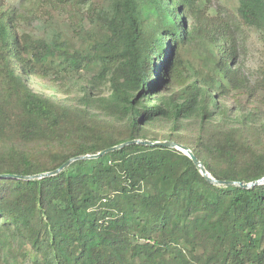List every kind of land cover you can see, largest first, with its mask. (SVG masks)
Segmentation results:
<instances>
[{"label":"trees","instance_id":"16d2710c","mask_svg":"<svg viewBox=\"0 0 264 264\" xmlns=\"http://www.w3.org/2000/svg\"><path fill=\"white\" fill-rule=\"evenodd\" d=\"M46 1L89 4L94 33L75 50L58 38L24 43L15 10L0 15V73L10 83L0 89V134L15 131L20 145L0 144V176L53 172L129 141H159L149 136L159 125L214 179L264 178V108L233 63L232 22L216 26L208 14L215 0ZM237 15L264 30V0H238ZM201 45L208 74L189 71L180 55ZM29 75L60 76L75 96L38 94ZM243 89L256 106L224 95ZM42 141L44 161L32 148ZM0 238L4 247L28 246L30 264H264V183L214 185L184 153L133 144L57 176L0 178Z\"/></svg>","mask_w":264,"mask_h":264},{"label":"rangeland","instance_id":"374dc122","mask_svg":"<svg viewBox=\"0 0 264 264\" xmlns=\"http://www.w3.org/2000/svg\"><path fill=\"white\" fill-rule=\"evenodd\" d=\"M90 1H92V7L102 3V0ZM87 8H90L89 4L84 5L82 3L58 6L52 5V3L46 0H0V15L4 13L5 15L2 14V16L7 18L10 14H13L11 11L15 10L16 15L14 17L13 30L17 32L21 42L58 38V40H63L70 50L85 46L87 43L86 33L93 32L95 23L93 22V15L88 13ZM237 8L238 0H215L212 7L209 8L208 14L214 19L216 26L223 27L227 20L232 22V30L238 51L237 62L233 63L240 69V80L245 82V84H249L250 90L258 88L256 91L259 96V105L257 104V106L264 108V30L246 26L239 22ZM205 48V45H201L198 49H195L194 46H187L180 50V55L189 71L205 70L206 74L211 71L210 65L203 60ZM12 60H16V58L14 57ZM86 76L87 74L85 77L84 75L81 77L86 78ZM57 78V80H52L51 78L29 75L25 79L30 88L38 94L53 95L55 101L58 102H62L68 97L72 99L75 95L72 94L71 88L64 84L74 83H64L60 81V76ZM183 81H185V78L180 80L181 83ZM4 84L10 83L0 73V89ZM247 91L246 89L240 91L231 90L225 92L224 95H228L233 102H238L242 106H256V103L249 104L247 101ZM122 127L121 124L117 125L115 132L118 135L123 132ZM151 130L150 139L157 137L161 142L168 138L169 129L166 126L157 125L152 127ZM191 134L189 131L187 136L191 138ZM17 136L18 134L15 131L7 129L6 132L0 134V144L10 149L18 144L15 143ZM46 136L47 133H43L42 137L44 138L42 139L44 141L47 139ZM32 148L37 152L38 158L44 161L45 157L43 153L46 151L44 142L34 144ZM96 190L98 194L102 195L106 191L103 185H98ZM108 201V199H104V205L112 208L118 214L123 212L122 203L116 207H112ZM0 240L2 239L0 238ZM28 249V246L24 247L19 242L6 244L5 247L0 245V264H30L32 255Z\"/></svg>","mask_w":264,"mask_h":264},{"label":"water","instance_id":"95a60500","mask_svg":"<svg viewBox=\"0 0 264 264\" xmlns=\"http://www.w3.org/2000/svg\"><path fill=\"white\" fill-rule=\"evenodd\" d=\"M133 144H140L144 146H149V147H162V148H170V149H175L178 150L185 155H187L195 164L197 169L200 171V173L203 175V177L210 183L218 186H223V187H241V188H254L256 186L262 185L264 183V178L251 182V183H241V182H233V181H219L214 179L209 175L207 172L206 168L202 164V162L194 155V153L184 145L177 144L172 141H149V140H134V141H129L126 143H123L121 145L106 149L99 154L96 155H87V156H80L76 158H72L68 160L65 164H63L59 169L53 171V172H48V173H43L39 175H34V176H0V178H14L18 180H23V181H31V180H38V179H43L47 177H53L59 175L62 171L67 169L73 162L78 161V160H91V159H97L103 155H106L108 153H111L113 151L122 149L124 147H127L129 145Z\"/></svg>","mask_w":264,"mask_h":264}]
</instances>
